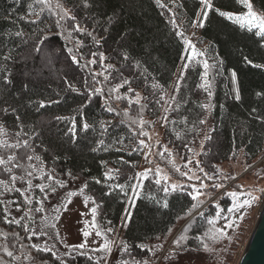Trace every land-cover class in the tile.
I'll list each match as a JSON object with an SVG mask.
<instances>
[{
	"label": "trees",
	"instance_id": "1",
	"mask_svg": "<svg viewBox=\"0 0 264 264\" xmlns=\"http://www.w3.org/2000/svg\"><path fill=\"white\" fill-rule=\"evenodd\" d=\"M250 2L264 16V0ZM201 3L0 0V264H104L103 247L59 243L72 179L105 243L119 240L109 264L204 250L228 212L227 188L204 205L152 170L139 175L142 132L170 102L157 163L176 179L169 154L196 157L215 178L238 154L264 156V36L220 15L242 13L241 0ZM195 20L203 51L187 60Z\"/></svg>",
	"mask_w": 264,
	"mask_h": 264
},
{
	"label": "rangeland",
	"instance_id": "2",
	"mask_svg": "<svg viewBox=\"0 0 264 264\" xmlns=\"http://www.w3.org/2000/svg\"><path fill=\"white\" fill-rule=\"evenodd\" d=\"M203 5L204 2L202 0L201 7ZM246 11L247 8H245L242 13ZM254 11L263 16L258 11ZM198 33L199 22L195 20L193 26L186 35L187 60L194 54L202 53L203 51V47L197 43ZM183 70L184 68L182 72ZM138 95L139 94H137V97H139ZM171 104L172 102L166 106L162 117L154 121L149 120L142 132L143 137L141 141L143 142L144 151L139 175L142 176L147 171L152 170L159 181H164L172 186L186 188L192 196L205 201L204 205L226 188L227 195L230 197L228 209L232 207L233 204L240 203L243 199L247 198L249 191H251V195L257 197V199L253 201L250 206L241 210L244 213L243 220L238 219L241 211L226 213V216L223 217V221L219 223L220 225L218 228H223L228 219H237L238 222V227L226 229L227 236L213 239L212 236L215 235L213 232L207 239V249L204 248V250L202 249L195 253L189 252L176 256L169 260L168 264H217V261L221 257L226 259L225 264H238L259 215L260 208L264 203V156L258 160L247 161L242 154H238L235 158L218 165L216 169L218 177L215 178L209 177V175L206 174L196 157L194 160L196 162L195 164L190 163V161L183 164L179 158L175 157L173 154H169V159L174 164L175 170L177 169V172L181 175V179H176L167 168L157 163L158 158L161 157L164 150H167L162 142V130L166 114ZM207 109L208 106L206 110ZM201 141L202 137L200 138V142ZM199 148L201 147H198L197 150H199ZM226 181L230 182L225 185L224 182ZM211 182L216 184H213L216 191L212 187ZM68 186L70 191L75 195L65 202L57 215L56 227L61 247L67 248L75 246L80 248L78 246L81 244H84L85 247L80 249H97L103 247L105 241L100 234L97 235L99 231L93 220L92 201L82 192V184L79 180H69ZM197 192H199L200 195L197 196ZM233 192L237 193L235 198L231 195ZM214 200L215 199H213L212 202H214ZM85 232H88L89 235L85 236ZM107 244L108 249H105L104 264H109L112 261L116 262V251L119 240L113 239ZM227 246L229 251H227ZM168 248L173 251L172 246ZM225 248L226 250L224 252Z\"/></svg>",
	"mask_w": 264,
	"mask_h": 264
},
{
	"label": "snow or ice",
	"instance_id": "3",
	"mask_svg": "<svg viewBox=\"0 0 264 264\" xmlns=\"http://www.w3.org/2000/svg\"><path fill=\"white\" fill-rule=\"evenodd\" d=\"M42 2L47 3V0H42ZM203 2H204L206 7H211L210 0H203ZM241 2H243L247 8V11L245 13L233 14L230 12H220V15L225 16L230 20H235L241 27H247L249 29V31H251L253 28L258 29V31L256 32V35L264 36V16L257 14L253 10V7H252L250 0H241ZM205 15H206V13H205ZM17 35H19V33H17ZM73 59H75V58H73ZM205 67H207V65H205ZM233 77H235V73H233ZM97 91H99V90L97 89ZM237 99H239V96H237ZM84 127L87 128L88 125L85 124ZM141 143H143V142H141ZM12 159H14V158L9 157V160H12ZM29 159H31V158H29ZM3 163H5V161L3 159H0V164H3ZM241 187H243V186H241ZM69 195H72V194L70 193ZM198 195H200L199 192H197V196ZM231 195L235 198L237 193L233 192V193H231ZM256 199H257V197L252 196L251 191H249L247 194V198L243 199L242 202H240V203L233 204V206L228 209V212L233 213V212L241 211L242 209H245L246 207L250 206L252 204V202L255 201ZM92 212H93V214H95L96 209L93 208ZM217 215L219 216V213H217ZM238 219L239 220L244 219V213L242 211H241V214L238 217ZM210 223H212V222L210 221ZM233 227H238L237 219H228V221L226 222V224L224 225L223 228H215L212 230L215 233V235H213L212 238L218 239V238L227 236L226 229L233 228ZM99 234L100 233H97V235H99ZM84 235L87 236V235H89V233L85 232ZM200 239L203 242L204 238L201 237ZM176 243H179V241H176ZM78 247L83 248V247H85V245L81 244ZM204 247H205V249H207V244H204ZM103 248L108 249L107 242L103 245ZM9 255H11V253H9Z\"/></svg>",
	"mask_w": 264,
	"mask_h": 264
},
{
	"label": "water",
	"instance_id": "4",
	"mask_svg": "<svg viewBox=\"0 0 264 264\" xmlns=\"http://www.w3.org/2000/svg\"><path fill=\"white\" fill-rule=\"evenodd\" d=\"M238 264H264V203Z\"/></svg>",
	"mask_w": 264,
	"mask_h": 264
},
{
	"label": "bare ground",
	"instance_id": "5",
	"mask_svg": "<svg viewBox=\"0 0 264 264\" xmlns=\"http://www.w3.org/2000/svg\"><path fill=\"white\" fill-rule=\"evenodd\" d=\"M200 123V122H199ZM180 142V141H179ZM162 185V184H161Z\"/></svg>",
	"mask_w": 264,
	"mask_h": 264
}]
</instances>
